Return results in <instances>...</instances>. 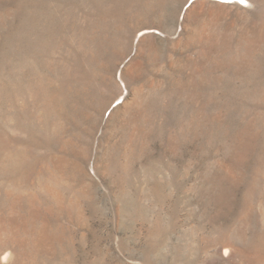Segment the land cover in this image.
<instances>
[{
	"label": "rangeland",
	"instance_id": "1",
	"mask_svg": "<svg viewBox=\"0 0 264 264\" xmlns=\"http://www.w3.org/2000/svg\"><path fill=\"white\" fill-rule=\"evenodd\" d=\"M0 264H264V0H0Z\"/></svg>",
	"mask_w": 264,
	"mask_h": 264
},
{
	"label": "bare ground",
	"instance_id": "2",
	"mask_svg": "<svg viewBox=\"0 0 264 264\" xmlns=\"http://www.w3.org/2000/svg\"><path fill=\"white\" fill-rule=\"evenodd\" d=\"M225 252L227 253L228 250H225ZM1 254H2V255H1V256H2V260H5V259L8 258L9 253H8L7 251H3ZM1 263H2V262H1Z\"/></svg>",
	"mask_w": 264,
	"mask_h": 264
},
{
	"label": "snow or ice",
	"instance_id": "3",
	"mask_svg": "<svg viewBox=\"0 0 264 264\" xmlns=\"http://www.w3.org/2000/svg\"><path fill=\"white\" fill-rule=\"evenodd\" d=\"M241 2H243V0H241ZM119 102V101H118Z\"/></svg>",
	"mask_w": 264,
	"mask_h": 264
}]
</instances>
